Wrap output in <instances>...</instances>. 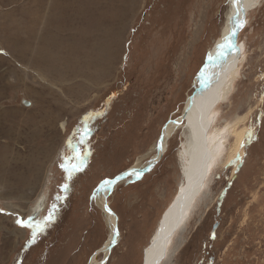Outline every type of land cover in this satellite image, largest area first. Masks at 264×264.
<instances>
[{
  "label": "rangeland",
  "instance_id": "374dc122",
  "mask_svg": "<svg viewBox=\"0 0 264 264\" xmlns=\"http://www.w3.org/2000/svg\"><path fill=\"white\" fill-rule=\"evenodd\" d=\"M229 2L0 0V264H89L96 254L102 264L109 217L120 245L105 264H142L183 183L185 125L159 163L105 197L109 212L102 182L155 157L163 126L197 89ZM248 11L237 79L214 111L219 126L245 118L246 135L195 200L167 264H264V0ZM96 72L104 74L91 82L86 74Z\"/></svg>",
  "mask_w": 264,
  "mask_h": 264
},
{
  "label": "bare ground",
  "instance_id": "6f19581e",
  "mask_svg": "<svg viewBox=\"0 0 264 264\" xmlns=\"http://www.w3.org/2000/svg\"><path fill=\"white\" fill-rule=\"evenodd\" d=\"M258 1L260 0H240L239 5H235L233 0H230L229 15L225 28L222 30L220 38L208 52L204 62L206 64L205 67L202 65L203 69L202 67L200 68L201 71L197 77L198 83L196 82L197 89L194 91L193 96L188 97L184 105L183 115L177 120L169 121V123L163 126L160 138L156 143L155 157L146 164H136L132 167V169L138 170H145L148 167L152 169L159 163L160 158L163 157L161 155H164L167 149V141L171 138L172 134L180 128L181 124L182 127L185 125V136L180 145L182 148L178 156L183 183L171 206L161 216L160 223L149 240L150 243L144 248L142 264H167L170 261L182 242L181 238H179L181 235L180 230L187 223L186 220L190 216V212L194 210L193 206L197 204L198 197L209 189L208 179L217 169L226 167L229 163H232L235 155L241 149L246 135V129L241 128L243 122H245V118H237L234 123L219 126L218 120L214 116V111L217 109L218 103L221 102L222 105V102H225L226 98H230V84L237 79L238 71L240 70L239 65L242 61L243 49L238 43V38L247 20L248 10L254 8ZM131 4L133 3L129 5ZM119 7L115 14V24L118 23L117 15L121 17V11L125 8L124 5H120ZM238 7L242 9V14L239 17L244 22L242 27L237 26L236 23ZM234 13L232 26L237 36L236 34L232 35L230 39L226 40L225 38L231 33L230 21ZM63 25L64 21L62 19L53 22V26H58L59 28ZM31 33V42H33L36 39L33 28ZM29 44L32 45V43L26 42V47ZM51 56H54V54H51ZM102 74L104 73L96 72L86 75L91 82H99ZM24 104L29 106L31 102L25 101ZM215 119L216 121H214ZM229 141L232 144H228ZM17 161L18 163L22 162V157L18 156ZM26 179L24 178L23 183H26ZM18 185L20 186V184ZM25 186L27 185L23 184V188ZM103 188L104 190L98 195V200L107 212L109 209H107L108 205H106L105 197L111 194L112 189L106 185H103ZM42 203L43 200L41 202L38 200L35 203L36 207L34 209L36 213L42 207ZM109 224L110 234L100 252L104 256L113 253L114 248L120 245V238L116 235L118 233L116 219H110L109 217ZM95 256L92 257L89 264H98Z\"/></svg>",
  "mask_w": 264,
  "mask_h": 264
},
{
  "label": "snow or ice",
  "instance_id": "6c2138e0",
  "mask_svg": "<svg viewBox=\"0 0 264 264\" xmlns=\"http://www.w3.org/2000/svg\"><path fill=\"white\" fill-rule=\"evenodd\" d=\"M233 3L239 5L240 0H233ZM241 14H242V9H240L238 7L237 8V12H236V23H237V26H239V27H242L243 26V23H244L243 21H241L239 19V17H240ZM230 35H235V29H232V32H231ZM225 39L228 40V39H230V37H226ZM73 167H76V166L74 165ZM135 175L139 176L140 174H139V172H137V173H135ZM111 184H112V181H110V180H105V181L102 182V185H106V186H110ZM100 190L103 191L104 188L101 187ZM51 219H52V213L50 212L49 213V216L45 218V221L37 222L34 225V229L35 230L33 232V239L35 238L36 232L43 231V229L45 227V223L47 221H51ZM17 223L20 224L22 227L27 226V225H25V223L23 221H20V220H18ZM116 235H118V233H116Z\"/></svg>",
  "mask_w": 264,
  "mask_h": 264
},
{
  "label": "water",
  "instance_id": "95a60500",
  "mask_svg": "<svg viewBox=\"0 0 264 264\" xmlns=\"http://www.w3.org/2000/svg\"><path fill=\"white\" fill-rule=\"evenodd\" d=\"M235 5H237V4H235ZM234 15H235V13L232 15V17H231V23H230V25H231V32H232V29H233V26H232V20H233V18H234ZM231 34V33H230ZM228 35V37H232V35ZM235 34H236V31H235ZM236 36H237V34H236ZM235 36V37H236ZM207 63V62H206ZM205 65L206 64H204L203 65V67H205ZM203 67H202V69H203ZM151 169V167H148L147 169H140V170H138V169H132V168H130L129 170H127V171H124V172H122L121 173V175H119V176H116L115 178H113L112 180H110V181H112V184L110 185V188L113 190L114 188H115V186L118 184V183H120V182H122V180H124L125 178H127L128 176H130V175H132V174H135V173H137V172H139V174H144V173H146L147 171H149ZM111 190V191H112ZM107 197V196H106ZM107 258H108V255L105 257V260L103 261V263L102 264H105L106 263V260H107Z\"/></svg>",
  "mask_w": 264,
  "mask_h": 264
},
{
  "label": "flooded vegetation",
  "instance_id": "af4514ba",
  "mask_svg": "<svg viewBox=\"0 0 264 264\" xmlns=\"http://www.w3.org/2000/svg\"><path fill=\"white\" fill-rule=\"evenodd\" d=\"M178 250H179V249H178ZM178 250H177V251H178ZM177 251L174 253V255H173V257H172V261H173L175 255H176ZM207 256H208V254H207ZM212 259H213V257H212ZM213 260H214V259H213ZM200 264H206L205 260L201 258V262H200Z\"/></svg>",
  "mask_w": 264,
  "mask_h": 264
}]
</instances>
